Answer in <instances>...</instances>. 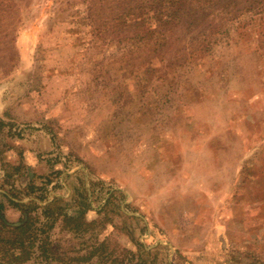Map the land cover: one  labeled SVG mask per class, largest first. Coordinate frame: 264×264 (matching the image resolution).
<instances>
[{
    "label": "rangeland",
    "instance_id": "rangeland-1",
    "mask_svg": "<svg viewBox=\"0 0 264 264\" xmlns=\"http://www.w3.org/2000/svg\"><path fill=\"white\" fill-rule=\"evenodd\" d=\"M2 220L0 264H264V0H0Z\"/></svg>",
    "mask_w": 264,
    "mask_h": 264
},
{
    "label": "trees",
    "instance_id": "trees-1",
    "mask_svg": "<svg viewBox=\"0 0 264 264\" xmlns=\"http://www.w3.org/2000/svg\"><path fill=\"white\" fill-rule=\"evenodd\" d=\"M7 227H11L12 228V226H9V225L7 226V224L4 223V221L2 220V222H0V235H1V233L3 231H5V228H7ZM24 227L25 226L22 225L20 227H13L12 229H13V231L15 230V231L23 233L24 232ZM18 242H20V244H22L23 241L21 242L20 240H17L16 238L12 239L11 237H9V238H1L0 237V249L2 248L1 250H6L5 248L7 247L8 244L12 245L11 247H13ZM14 255H15V253H14ZM15 258H17V256Z\"/></svg>",
    "mask_w": 264,
    "mask_h": 264
},
{
    "label": "crops",
    "instance_id": "crops-1",
    "mask_svg": "<svg viewBox=\"0 0 264 264\" xmlns=\"http://www.w3.org/2000/svg\"><path fill=\"white\" fill-rule=\"evenodd\" d=\"M42 148H44V147H43L42 145H39V144H37V145L35 144L34 146H32V149L35 150L36 152H39V149H40V151H41ZM28 153H29V152H28ZM30 154H31V153H30ZM28 172H29L30 174H32L31 177L35 176V172H36V171H34V172H33V171H28ZM218 260H219V258H218ZM215 264H220V263H219V261H216Z\"/></svg>",
    "mask_w": 264,
    "mask_h": 264
}]
</instances>
